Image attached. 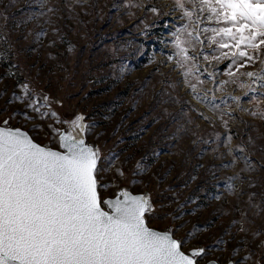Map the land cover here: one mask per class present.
Here are the masks:
<instances>
[{"label": "rangeland", "instance_id": "1", "mask_svg": "<svg viewBox=\"0 0 264 264\" xmlns=\"http://www.w3.org/2000/svg\"><path fill=\"white\" fill-rule=\"evenodd\" d=\"M168 1L0 0V124L58 147L54 129H68L64 121L83 113L107 193L149 194V225L173 230L189 246L207 245L204 261L224 264L251 252L264 264V115L257 109L264 97L248 93L256 79L248 76L240 77L244 88L230 82L215 89L224 115L194 95L170 43L185 18ZM206 15L201 20L214 25ZM205 47L215 45L205 40ZM197 59L202 91L213 88L205 65L227 79V58ZM260 67L256 61L240 71ZM229 92L242 97V107L225 100Z\"/></svg>", "mask_w": 264, "mask_h": 264}, {"label": "snow or ice", "instance_id": "2", "mask_svg": "<svg viewBox=\"0 0 264 264\" xmlns=\"http://www.w3.org/2000/svg\"><path fill=\"white\" fill-rule=\"evenodd\" d=\"M177 9L185 19L172 33L170 43L175 46L176 66L182 69L193 94L224 115L214 102L215 89L230 82L244 88L246 82L240 77L248 76L256 78L247 84L248 93L264 97V87L257 92L252 86H264V0H174L172 10ZM204 13L214 25L201 20ZM205 40L215 47L206 48ZM197 45L200 50L190 55L189 50ZM199 56L213 62L227 58L223 69L227 79L217 80L219 69L208 72L205 65L213 88L202 91ZM256 61L261 64L258 70L240 71ZM229 97L243 106L241 96L229 92L225 100ZM257 109L264 115L259 104ZM223 122L227 127L228 122ZM64 123L67 131L54 129L58 147H51L50 141L37 142L28 131L7 126V121L0 126V264H221L218 259L204 261L207 245L189 246L173 230L149 226L146 214L155 207L149 194L125 187L115 195L107 193L101 175L104 168L98 164L99 148L85 140L88 125L84 114ZM229 187H233L231 182ZM239 223L243 225V217ZM238 251L239 247L231 250ZM224 264L260 261L245 252L242 259L229 255Z\"/></svg>", "mask_w": 264, "mask_h": 264}, {"label": "water", "instance_id": "3", "mask_svg": "<svg viewBox=\"0 0 264 264\" xmlns=\"http://www.w3.org/2000/svg\"><path fill=\"white\" fill-rule=\"evenodd\" d=\"M0 126H4V124H0ZM8 126V125H7ZM10 127H19V128H22V129H24L25 131H28L27 129H25V128H23V127H20V126H10ZM64 130H68V129H64ZM29 132V131H28ZM29 134L31 135V133L29 132ZM84 135H85V140H86V142L87 143H90V144H92L91 142H89V140H88V137H87V133H86V131H85V133H84ZM34 138V137H33ZM35 139V138H34ZM36 140V139H35ZM38 142V141H37ZM51 147H53V146H51ZM129 191H131V192H133V193H144V192H134V191H132V190H130V189H128ZM118 193V192H117ZM116 193V194H117ZM121 199H123V197L121 196ZM103 206H105V208H106V210H107V205H103ZM149 226H151V225H149ZM153 227V226H152ZM158 229V228H157ZM158 230H162V229H158ZM211 260H215V259H209V260H207V261H211Z\"/></svg>", "mask_w": 264, "mask_h": 264}, {"label": "bare ground", "instance_id": "4", "mask_svg": "<svg viewBox=\"0 0 264 264\" xmlns=\"http://www.w3.org/2000/svg\"><path fill=\"white\" fill-rule=\"evenodd\" d=\"M162 2L165 4V5H168L169 4V1L168 0H162ZM170 7V6H168Z\"/></svg>", "mask_w": 264, "mask_h": 264}]
</instances>
